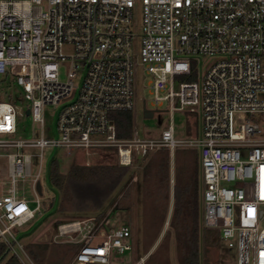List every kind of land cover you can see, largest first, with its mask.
Masks as SVG:
<instances>
[{"label": "built area", "instance_id": "obj_1", "mask_svg": "<svg viewBox=\"0 0 264 264\" xmlns=\"http://www.w3.org/2000/svg\"><path fill=\"white\" fill-rule=\"evenodd\" d=\"M0 74L11 79L0 135L16 133L26 109L39 124L31 138L0 137V148H16L0 152V242L22 264H34L20 229L41 212L45 147L67 155L113 147L129 165L134 153L179 146L199 153L202 225L237 249V264H264V0H0ZM138 78L170 113H198L199 133L176 138L170 120L158 138L135 130L119 138L110 112L134 108ZM48 105L53 136L44 131ZM25 179L32 198L18 191ZM131 238L128 223L93 215L59 223L53 240L72 243L65 264H141L113 256L131 250Z\"/></svg>", "mask_w": 264, "mask_h": 264}, {"label": "rangeland", "instance_id": "obj_2", "mask_svg": "<svg viewBox=\"0 0 264 264\" xmlns=\"http://www.w3.org/2000/svg\"><path fill=\"white\" fill-rule=\"evenodd\" d=\"M137 19L139 16L137 15ZM67 50L69 47L66 48ZM63 73V68H61ZM64 75L61 74V77ZM11 79L0 74V100H8L4 95ZM143 98L147 109L153 110V115H143ZM24 105L27 104L23 101ZM53 106H45L44 131L46 136H53L54 114ZM132 111V130L141 138H158L161 131L167 127L170 120L174 126V136L179 139H188L196 136L200 129L198 113H189L183 110L168 111L167 101L155 102L148 87L142 89L141 79L138 78L137 98ZM18 129L14 134H1L8 139L31 138L32 130L37 132L39 124L33 122L27 114H18ZM177 149V150H176ZM170 154L169 186L160 184L158 176L153 173L145 174L144 164L155 153L150 149L146 154L134 153L132 162L124 165L129 168L127 178L113 194V198L105 201L101 209L70 210V199L59 196L58 190L52 186L47 177V163L54 156L59 161L60 170L73 182L99 181L104 178L103 165L116 162L117 153L107 148L93 149L89 154L73 152L65 154L60 149L45 147L43 150L42 168L40 173L41 212L29 223L22 227L21 238L26 251L34 264L44 261L45 264H65V260L73 254L72 243H60L53 240L57 225L64 221L85 218L96 215L103 210V217H108L110 225L128 223L132 231V249L124 253L113 252L117 263H128L142 258L141 264H237V249L227 246L224 239L218 243L204 245L202 232V206L199 228L194 225H181L178 220L171 218L173 212V186L177 181V164L181 169L183 155L191 156L197 150L188 146H179ZM16 148H0V152L15 151ZM30 153L39 152V148L25 147L22 149ZM155 150V151H154ZM170 152V151H169ZM198 162L200 157L197 155ZM188 161V160H186ZM38 160L32 157L31 172L38 170ZM199 173V171H198ZM200 178V174H198ZM7 177V160L0 155V181ZM18 191L23 192L26 198L34 197L29 180L17 182ZM5 189L0 183V193ZM201 192V183H200ZM201 202V197L199 198ZM66 207L65 210L60 206ZM59 221V222H56ZM34 225V226H33ZM32 230L29 231V228ZM213 229V228H211ZM208 230L207 232H211ZM215 239L214 236H212ZM197 259V261H196Z\"/></svg>", "mask_w": 264, "mask_h": 264}, {"label": "trees", "instance_id": "obj_3", "mask_svg": "<svg viewBox=\"0 0 264 264\" xmlns=\"http://www.w3.org/2000/svg\"><path fill=\"white\" fill-rule=\"evenodd\" d=\"M110 118L115 124L116 135L119 138L132 136L131 110L111 111ZM107 149L116 151L113 147ZM197 155H199L198 150L197 153L193 151L191 156H189V153L183 155L184 161L181 162L180 170L179 163L176 165L177 181L173 186V212L171 215V218L178 220L181 225L191 224L196 229L199 228L201 216V202L199 200L201 197V177L198 178L200 164ZM170 157V152L167 148H157L143 166L145 174L153 173L157 175L160 184H163L166 188L169 186ZM128 172L129 168L127 166L118 165L116 162H108L103 165L104 178L102 180L73 182L66 173L60 170L59 161L56 157H50L47 163L48 180L58 190L59 196L64 199H70L71 208H67L70 210L101 209L107 199L113 198V194L127 178ZM60 209L65 210L66 207L61 205ZM95 216L97 218L103 217V210H100ZM33 226L29 228V231L32 230ZM209 229L212 231L208 233ZM201 230L203 232L204 245L219 242L221 237L218 228L211 229L203 226ZM0 264H22L17 256L11 254L2 242H0Z\"/></svg>", "mask_w": 264, "mask_h": 264}, {"label": "water", "instance_id": "obj_4", "mask_svg": "<svg viewBox=\"0 0 264 264\" xmlns=\"http://www.w3.org/2000/svg\"><path fill=\"white\" fill-rule=\"evenodd\" d=\"M28 113H29V109H26V110H25V114H28ZM143 115H144L145 117H150V116L153 115V110H151V109H146V108L143 106ZM36 188H37V191H38L39 193H41V184H40V181H37V183H36Z\"/></svg>", "mask_w": 264, "mask_h": 264}]
</instances>
